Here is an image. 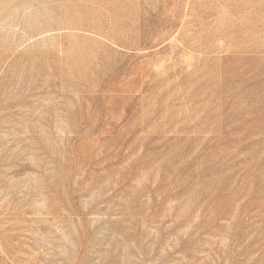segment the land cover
I'll use <instances>...</instances> for the list:
<instances>
[{"label": "rangeland", "instance_id": "obj_1", "mask_svg": "<svg viewBox=\"0 0 264 264\" xmlns=\"http://www.w3.org/2000/svg\"><path fill=\"white\" fill-rule=\"evenodd\" d=\"M0 264H264V0H0Z\"/></svg>", "mask_w": 264, "mask_h": 264}]
</instances>
